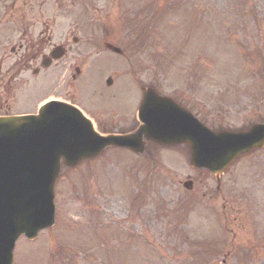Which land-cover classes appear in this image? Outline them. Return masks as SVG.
Returning a JSON list of instances; mask_svg holds the SVG:
<instances>
[{"label":"rangeland","instance_id":"1","mask_svg":"<svg viewBox=\"0 0 264 264\" xmlns=\"http://www.w3.org/2000/svg\"><path fill=\"white\" fill-rule=\"evenodd\" d=\"M136 14L145 40L128 75L135 66L162 94L191 98L213 130L264 120V0H0V29L4 15H65L77 35L126 50L121 42L142 30L131 24ZM102 77L80 86L82 106H116L137 93L129 76L110 89ZM148 151L110 149L63 167L55 226L21 237L14 264H264V150L236 161L219 190L215 177L191 168L187 148Z\"/></svg>","mask_w":264,"mask_h":264},{"label":"water","instance_id":"2","mask_svg":"<svg viewBox=\"0 0 264 264\" xmlns=\"http://www.w3.org/2000/svg\"><path fill=\"white\" fill-rule=\"evenodd\" d=\"M145 94L144 104L150 107H142L139 118L144 125L133 134L103 136L78 110L65 113L46 107L37 116L0 119V264H13L20 236L33 240L54 225L62 161L76 167L108 147L144 153L147 141L187 144L192 167L219 175L240 155L264 148V124L247 132H213L172 100L152 90ZM185 187L191 189L192 183Z\"/></svg>","mask_w":264,"mask_h":264},{"label":"flooded vegetation","instance_id":"3","mask_svg":"<svg viewBox=\"0 0 264 264\" xmlns=\"http://www.w3.org/2000/svg\"><path fill=\"white\" fill-rule=\"evenodd\" d=\"M28 16L4 15L7 28L0 29V118L36 115L43 104H51V109L65 113L73 111L75 106L93 121L99 132L136 131L141 126L138 114L143 106L144 90L150 88L159 93L158 89L133 70L137 93L132 99L116 106H82L80 86L93 73H101L105 85L111 78L110 89L121 79L118 74H125L122 78L128 75L125 64L122 61L121 67L116 66L114 55L118 54L106 47V37L100 42L98 36L85 39L77 35L74 22L65 19V15H32V19ZM119 56L126 62L130 60L124 53ZM106 66L110 67L107 72ZM41 95H45L44 99L32 102ZM172 98L194 113L196 106L191 98L187 101ZM207 176L217 177L210 173Z\"/></svg>","mask_w":264,"mask_h":264},{"label":"trees","instance_id":"4","mask_svg":"<svg viewBox=\"0 0 264 264\" xmlns=\"http://www.w3.org/2000/svg\"><path fill=\"white\" fill-rule=\"evenodd\" d=\"M155 16H156V15H155ZM155 16H154V17H155ZM132 17H133V18H131V20L136 21V22L139 21V20H138L139 15H132Z\"/></svg>","mask_w":264,"mask_h":264}]
</instances>
